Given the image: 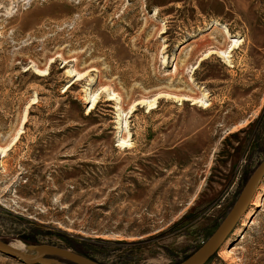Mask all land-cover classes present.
<instances>
[{
    "label": "rangeland",
    "instance_id": "1",
    "mask_svg": "<svg viewBox=\"0 0 264 264\" xmlns=\"http://www.w3.org/2000/svg\"><path fill=\"white\" fill-rule=\"evenodd\" d=\"M5 147L1 241L181 263L264 160V0H0ZM249 209L208 264H264Z\"/></svg>",
    "mask_w": 264,
    "mask_h": 264
},
{
    "label": "water",
    "instance_id": "2",
    "mask_svg": "<svg viewBox=\"0 0 264 264\" xmlns=\"http://www.w3.org/2000/svg\"><path fill=\"white\" fill-rule=\"evenodd\" d=\"M264 179V160L253 171L232 208L211 237L188 259L180 264H207L227 243L229 235L249 211L257 188ZM22 251L0 240V254L23 264H99L70 250L49 245H27ZM60 260V261H58Z\"/></svg>",
    "mask_w": 264,
    "mask_h": 264
},
{
    "label": "bare ground",
    "instance_id": "3",
    "mask_svg": "<svg viewBox=\"0 0 264 264\" xmlns=\"http://www.w3.org/2000/svg\"><path fill=\"white\" fill-rule=\"evenodd\" d=\"M237 42L234 43L233 45V48L236 46ZM215 54V52H209V54ZM218 55H222L223 56V52H216ZM210 54V55H211ZM73 60V59H72ZM171 97V96H170ZM173 97V96H172ZM113 97H111L109 100H112ZM181 99V98H180ZM182 101H189L192 103V105H197L199 107H202L203 109H207L209 107V105L207 103H205L201 98L200 99H190V98H182ZM96 104V99H93L92 102H91V105H90V108H89V111L90 110H93V107L94 105ZM153 104L154 103H149L148 104V109L149 110H152L154 109L153 107ZM131 113V112H130ZM16 141V140H15ZM13 141V142H15ZM119 148H123V149H130L132 144L129 142V140H120L118 145H117ZM8 148L5 147V149L1 150L0 154L1 155H5L6 152H8ZM252 212H253V209H249V211L247 212V214L245 215V217L249 218L251 215H252ZM12 246L22 250V251H25L26 250V247L20 243H12Z\"/></svg>",
    "mask_w": 264,
    "mask_h": 264
},
{
    "label": "trees",
    "instance_id": "4",
    "mask_svg": "<svg viewBox=\"0 0 264 264\" xmlns=\"http://www.w3.org/2000/svg\"><path fill=\"white\" fill-rule=\"evenodd\" d=\"M190 256H191V255H190ZM190 256L186 257L183 261H185L186 259H188ZM183 261H182V262H183ZM182 262H181V263H182ZM179 264H180V263H179ZM207 264H208V263H207Z\"/></svg>",
    "mask_w": 264,
    "mask_h": 264
}]
</instances>
